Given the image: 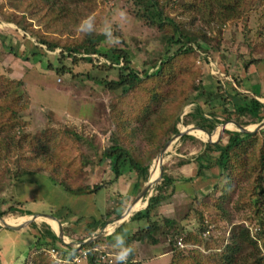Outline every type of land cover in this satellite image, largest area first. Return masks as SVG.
I'll list each match as a JSON object with an SVG mask.
<instances>
[{
  "label": "rangeland",
  "instance_id": "obj_1",
  "mask_svg": "<svg viewBox=\"0 0 264 264\" xmlns=\"http://www.w3.org/2000/svg\"><path fill=\"white\" fill-rule=\"evenodd\" d=\"M181 2L175 0L171 7H166L164 13L182 22L183 32H204L208 37L206 50L209 61L205 62L195 49L182 60L168 65L162 77L148 80L122 96L119 92L102 88L86 76L88 73L93 76L94 65L104 59L91 53L88 56L94 65L84 62L80 58L86 56L82 47L123 48L130 56L131 68L150 71L151 63L157 62L158 56L166 49L162 35L170 34L168 25L160 31L146 19L137 17L134 0H0V211H5L11 198H17L24 202L22 207L32 214L47 213L54 216L69 236L72 234L79 238L80 231L93 227L97 230L90 235L100 229L109 235L121 225L114 237H125L141 224L128 221L131 214L121 223L113 221L116 218L113 216L100 225V217L106 211L122 207L123 212L133 199L128 196L129 181L101 187L113 177L106 164L99 162L101 149L110 144V137L116 139L141 164L153 157L148 163L147 177L153 178L151 166L161 150H156L160 138L177 115L180 117L186 109H190L189 102L192 99L201 104L203 98L197 96L201 89L213 90L217 78L233 85L230 75L237 73V77L241 78L240 92L264 96V0H251L247 11L219 28L203 22L198 14H194L191 21L190 13L193 10L188 12ZM120 12L126 13V17L121 19ZM89 15L95 17V30L85 35L77 30V26ZM106 23L111 24L114 36L119 38L118 44L106 42L103 33ZM48 45L54 47L50 49ZM64 46L75 48V54L80 58L75 64L62 50ZM31 53L39 54L42 61L34 62L21 57L22 54L29 57ZM250 57L263 60L244 70L241 65ZM46 64H50L51 69H47ZM62 65L69 70L56 73L54 68ZM226 67L229 70L227 74ZM106 76L108 80L115 79V71H107ZM154 87L158 90L152 95ZM258 101L264 104V97ZM211 112L218 117L224 113L221 107L212 108ZM220 124L213 129V133ZM177 127L180 130L186 126L179 122ZM192 132L196 134L188 135L206 140L202 133ZM260 142H253L251 146L255 150L252 151H258ZM172 144L174 146L169 155L163 157L162 166L164 163L171 164L167 172L174 179L188 178L193 165L173 166L179 153L174 149L178 147L177 140L166 151ZM188 153H194V149ZM156 162L158 175L159 159ZM26 169L32 172L22 175L18 180L14 179L15 173ZM203 173L210 179L194 178L191 185L187 186L175 179L173 196L152 211L155 215L166 214L179 220L189 211L187 217L177 225L176 230L182 234H179L180 238L189 232L194 233L198 226L196 215L190 209L200 210L205 220L210 218L208 209L212 202L209 191L216 182L212 179L217 175V168L211 167ZM240 179L242 183L237 189L230 190V204H224V213H212L217 224L216 234L227 235L231 230L232 224H228L227 218L232 219L233 224H242L247 229H251L256 222L253 219V206L246 196L247 181L243 176ZM219 180L221 183L222 179ZM60 182L70 187L98 184L99 188L88 193H71L65 191ZM180 187L190 189L188 194ZM191 195L199 203H195ZM140 202L135 201L134 205ZM144 205L145 201L135 210ZM223 215L226 219L222 220L220 217ZM1 217L10 222L18 216L5 212ZM32 222L36 228L28 224L27 229L16 231L19 236L14 243L11 237L15 231L0 230V253L6 264H21L23 260H27L26 264H33L39 260V257H34L35 253L30 258L28 254L35 246L37 227L47 221L44 217H37ZM52 222L57 228L56 222ZM165 229L161 226L153 233L157 239L155 244L147 240L131 243L135 249L131 260H141L142 264H168L169 238L164 235ZM5 233L9 235L6 241L3 240ZM209 247L202 246L204 250ZM111 249L115 251L113 247ZM40 251L44 254L40 264H58L49 256L47 248ZM68 254L66 252L63 255ZM110 264H116L114 257Z\"/></svg>",
  "mask_w": 264,
  "mask_h": 264
},
{
  "label": "trees",
  "instance_id": "obj_2",
  "mask_svg": "<svg viewBox=\"0 0 264 264\" xmlns=\"http://www.w3.org/2000/svg\"><path fill=\"white\" fill-rule=\"evenodd\" d=\"M250 1L192 0L189 3L186 0H182L181 4L188 12L193 10L190 13L191 21L194 19L193 15L198 14V18L203 22L211 23L214 27L217 25L219 28L220 25L247 11L250 7ZM173 3H175V0H162L161 2L159 0H134V4L137 6L135 12L137 17L146 19L160 31L163 30L165 25L170 27V34L162 35L166 49L162 55L158 56L157 62L154 61L151 63L150 71L145 68H142L140 71L131 68L129 66L130 56L123 48L110 47L108 49H100L92 46H83L82 52L86 56L80 58L84 62H89L94 65L91 57L88 56L91 53L97 54L104 59V61H100L99 64L94 65L95 74L93 76H90L89 73L86 76L90 77L102 88L111 92H119L122 96H126L131 90L139 88L146 81H153L156 78L162 77L164 69L168 65H173L176 61L182 60V58L191 54L195 49L201 54L200 57H203L204 61L208 62L207 57L209 55L206 50L208 37H206L204 32L201 30H186L183 32L181 31L182 22L164 13L166 7L169 8ZM48 47L52 49L54 45H48ZM62 50L66 52V56L71 58V63L75 64L80 59L75 54V48L64 46ZM60 55L65 57L62 53ZM21 57L25 60L32 59L34 62L42 61L41 56L37 53H31L29 57L26 54H22ZM262 60L260 58L250 57L246 62L242 63L241 68L246 70L251 64L256 66ZM45 66L47 69H51L50 64H46ZM54 70L56 73L61 74L69 69L62 65L54 68ZM109 70L115 71V79H107L106 73ZM228 71V67H226V74ZM236 74L230 75L233 85L230 82L223 83L217 78L216 86L213 90L201 89L197 94V96L203 98L201 104L196 99H192L189 102L190 109H186L180 117L177 115L174 118L171 126L165 130L162 139L160 138L156 150H160L163 143L179 131L177 127V123L179 122L182 126L196 125L210 132L218 124L228 119H234L242 126L256 124L261 121L264 118V104L258 101L257 98H263L264 96L240 92L238 89L241 87V78L237 77ZM157 90L158 88L154 87L152 95ZM215 107H221L223 109L224 113L222 117H218L215 113L211 112L212 108ZM228 125L233 124L228 123ZM194 131L202 133L206 137L200 130ZM224 137L225 139H223ZM254 141H261L257 152L251 146ZM263 143L264 128L252 134L240 133L236 129H224L220 139L214 143L200 140L193 135L184 134L180 136L177 139L178 147L174 148L179 153V156L175 157L176 160L172 164L175 167L193 165L192 176L181 179L182 182H189L193 177H201L204 174L203 172L211 167L217 168V175L212 179V181L215 180L216 182L214 181L215 184L212 185L209 191V197L212 202L211 207L208 209L210 218L205 220L200 210L190 209V212L196 215L198 226L194 233L191 234L189 232L183 235L184 238H180L179 236L182 234L176 230L177 225L182 219L187 217L189 211L180 220L174 216H158L152 212L157 205L170 198L174 192L173 181L177 178L174 179L167 172L171 164L165 165L164 163L160 178L141 198L142 202L145 201V206L133 211L128 219V221H136L141 224L137 225L124 237L126 242L131 245V243L136 241L147 240L149 243L155 244L157 239L153 236V233L161 226H164L166 228L164 235L169 238L167 242L168 264H264V254H261L259 251L255 240V236L256 238L262 239L264 233ZM173 146L174 144L163 154L164 158L169 155ZM190 149H194V153H188ZM252 149L254 150L252 151ZM152 158H148L147 163L141 164L134 159L132 154L124 146L117 143L116 139L110 137V144L101 149L99 162L106 164L113 177L109 181L104 182V185L101 187H107L118 178H122L124 180L123 182L129 181V198L134 197L147 180L148 163ZM31 172V170L26 169L25 171L15 173L14 179L16 178L15 180H18L22 175ZM242 176L247 181V186L245 187V190L248 187L246 196H248L249 203L253 206V219L256 220L254 225L258 226V231L253 237L247 227L242 224H233L232 219H226L223 215L220 219H226L228 224H232V228L227 235H224V233L222 235L216 234L217 224L212 217V213H224V204H230V198L228 199L229 193H231L230 190L237 189V186L242 183L240 179ZM203 178L205 179V176ZM206 179L210 178L206 177ZM219 179H222L221 183ZM59 184L65 191L71 193H88L99 188L98 184L76 187H70L63 182ZM90 188H94V190H90ZM190 197L195 203H199V200L193 195ZM122 209V207H118L106 211L100 217V225H103L106 220L113 216L117 217L122 212ZM5 212H11L16 216H28L32 214L13 198H11L10 204L6 207L5 211H0V216ZM29 225L36 228L33 222L29 223ZM120 227L121 225L115 228L109 235H104L82 246L91 248L93 246L104 245L106 250H109L115 241L114 235L120 230ZM93 232H95L94 228L89 230L83 237H68L67 232L65 233V229L62 227L63 235L70 238V241L73 242H79ZM178 240L181 241V247L176 244ZM34 242L35 246L29 252L28 258H30L31 254L33 255L35 253L36 256L34 255V257H39V260L35 263L33 262V264H40V258L42 259L44 256L42 251H40L42 248L48 249L54 246L61 254L68 252L72 255L77 252L73 247H62L59 244L56 234L44 222L40 223V226L37 227ZM207 245L210 247L204 250L202 246L206 247ZM96 256L97 254L95 252H90L86 263L95 264ZM132 256L129 257L128 264H142L141 260L132 261ZM26 262L27 260L24 263L26 264Z\"/></svg>",
  "mask_w": 264,
  "mask_h": 264
},
{
  "label": "water",
  "instance_id": "obj_3",
  "mask_svg": "<svg viewBox=\"0 0 264 264\" xmlns=\"http://www.w3.org/2000/svg\"><path fill=\"white\" fill-rule=\"evenodd\" d=\"M258 100V99H257ZM228 123L233 124V126L236 128V130L240 133H254L256 131H258L259 129L264 127V119H262L259 123L255 124L254 126H252V128L247 129L245 126H242L240 123H238L236 120L233 119H229V120H225L224 122H222L219 125V129L213 133L212 131H207L206 129L196 126V125H190V126H186L183 127L182 129H180L176 134H174L169 140H167L161 150L158 153L157 158H159V171H158V175L156 178L149 180V178H147V180L145 181V183L142 185L141 189L139 190V192L133 197V199L130 201V203L126 206V208L124 209V211L116 218L113 219V221L115 222H123V220H125L126 218H128V216L131 214V212L124 218L122 219V216L124 213L128 212L129 208L131 207V205L135 202V201H140L142 196L144 195V193L149 190L160 178L162 172H163V154L164 152H166L167 148L169 147V145L177 140L180 136L184 135V134H192L191 131L193 130H200L201 132H203L206 135V141L210 142V143H214L217 142L220 139L221 134L223 133L224 129H226V125ZM212 136H214V139L212 140ZM90 190H94V188L90 189ZM37 217H44V218H49L52 219L56 222L57 224V231H56V237L58 239V241L64 246V247H71L70 242H67L64 239V235L62 233V225L60 223V221L58 219H56L54 216L47 214V213H34L31 214L29 216H27L26 219H24L21 223L19 224H10L7 223L1 216H0V227L9 229V230H19L22 229L23 227L27 226L30 222L34 221ZM119 223V224H120ZM119 226V225H118ZM105 234L103 233V229H100L96 234L90 235L87 238H85L84 240H81L78 242L79 245H84V244H89L90 242H92L93 240L99 239L100 237L104 236Z\"/></svg>",
  "mask_w": 264,
  "mask_h": 264
},
{
  "label": "built area",
  "instance_id": "obj_4",
  "mask_svg": "<svg viewBox=\"0 0 264 264\" xmlns=\"http://www.w3.org/2000/svg\"><path fill=\"white\" fill-rule=\"evenodd\" d=\"M250 234H254L258 231V226L254 225L249 229ZM256 238V237H255ZM68 242V241H67ZM256 242L261 254H264V233L262 239L256 238ZM71 247L75 248L77 252L75 254L63 255L61 254L56 247L52 246L47 249V253L52 257L58 264H87L88 254L90 252H95L97 254L95 258V264H110L112 262V257H114V251L110 248L106 250L104 245L93 246L91 248H85L82 245H79L78 242H70ZM178 246H182L181 241L176 242ZM66 248V247H65Z\"/></svg>",
  "mask_w": 264,
  "mask_h": 264
},
{
  "label": "clouds",
  "instance_id": "obj_5",
  "mask_svg": "<svg viewBox=\"0 0 264 264\" xmlns=\"http://www.w3.org/2000/svg\"><path fill=\"white\" fill-rule=\"evenodd\" d=\"M121 19L126 17V13L120 12ZM77 30L85 35L91 34L95 30V17L89 15L82 19L77 26ZM103 33L106 37V42L115 45L119 43V38L114 36L113 29L110 23H106L103 29ZM114 251V258L116 264H128L129 257L132 256L135 249L132 245L128 244L122 235L115 237V241L112 245Z\"/></svg>",
  "mask_w": 264,
  "mask_h": 264
},
{
  "label": "crops",
  "instance_id": "obj_6",
  "mask_svg": "<svg viewBox=\"0 0 264 264\" xmlns=\"http://www.w3.org/2000/svg\"><path fill=\"white\" fill-rule=\"evenodd\" d=\"M249 92H251V91L249 90ZM251 93H252V92H251ZM254 95H255V93H254ZM259 95H261V94H259ZM257 99H259V98H257ZM183 166H185V165H183ZM109 172H110V171H109ZM111 174H112V173H111ZM192 174H193V173H192V171L190 170L188 177H189V176L191 177ZM204 176L206 177V175L203 174L201 177H193L192 179H194V178H195L196 180H198L199 178L204 179V178H203ZM186 178H187V177H186ZM181 179H185V177H182V178L180 177L179 180H178L179 183H181V184H185V185H186V184H187V185H191V181H192V179H191L189 182H186V183L182 182ZM120 181H123V179H122V178H118L117 180H115L114 182H112V183L109 184V185H110V186H115L116 183H118V182H120ZM196 184H197V183H196ZM173 185H174V183H173ZM187 185H186V186H187ZM128 186L130 187L129 183H128ZM174 188H175V187H174ZM180 188H181V187H180ZM198 188H199V187H198ZM90 189H91V188H90ZM175 189H176V188H175ZM181 190H183L184 193L186 192V193L188 194V190H190V189H185V188L182 189V188H181ZM172 196H173V195H172ZM15 199H16L19 203H21V205L23 206V203H24V202H23L22 200H18L17 198H15ZM140 201H141V200H140ZM128 204H129V203H128ZM128 204H127V205H128ZM144 206H145V205H144ZM24 209H25V208H24ZM7 213H8V212H7ZM31 213H32V212H31ZM120 214H121V213H120ZM120 214H119V215H120ZM119 215H118V216H119ZM162 215H166V214H162ZM118 216H117V217H118ZM167 216H170V215H167ZM19 217H26V216H18V217H16V218L12 219V220H13V224H19V223L22 222V221H21V222L17 221V218H19ZM60 223H61V222H60ZM47 224L50 226V228H51V229L53 230V232L56 234V230L53 229L49 223H47ZM61 225H62V223H61ZM62 227L64 228L63 225H62ZM117 227H118V226H117ZM27 228H28V225L25 226V227H23L22 229L24 230V229H27ZM93 228H94L95 230H97L96 227H93ZM93 228H88V229H85V230H83V231H80V232L78 233V235L82 237V236L86 235V233H87L89 230L93 229ZM5 229H6V228L0 227V230H1V231L3 230V231H6V232H7V230H9V229H6V230H5ZM22 229H19V230H9V231H15V232L18 231V232H20ZM31 230H32V229H31ZM32 231L35 232L34 230H32ZM18 232L13 233V236L11 237V239L13 240V243L18 239V236H19V235H18ZM35 233H36V232H35ZM9 234H10V233H9ZM67 236H68V237H75L76 235H72V234H71V236H69V235H67ZM67 236H64V239L67 240V241H69V242H73V241H70V238H68ZM3 237H4L3 240L6 241V240L9 238V235H8L7 233H5ZM13 237H14V238H13ZM87 237H88V236H87ZM87 237H86V238H87ZM84 239H85V238H84ZM84 239H83V240H84ZM25 261H26V260H23V261L21 262V264H23ZM0 264H6V263L4 262V259H2V257H1V253H0Z\"/></svg>",
  "mask_w": 264,
  "mask_h": 264
},
{
  "label": "bare ground",
  "instance_id": "obj_7",
  "mask_svg": "<svg viewBox=\"0 0 264 264\" xmlns=\"http://www.w3.org/2000/svg\"><path fill=\"white\" fill-rule=\"evenodd\" d=\"M226 127L227 128H230V127H234V126H232V125H226ZM250 128H252V127H249V128H247V129H250ZM192 134H196L195 132H192ZM200 134H197V136H199ZM203 139H205V137H203L202 135H200ZM213 137V136H212ZM159 158H156L155 159V161H154V163L152 164V166L151 167H153V172H154V174H153V178L150 176L149 177V180H151V179H154V178H156L157 177V160H158ZM143 204V202H140L138 205H134V203L131 205V207L129 208V210H128V212H126V213H124L123 214V216H122V219H124L130 212H132L133 210H135V209H137L140 205H142ZM27 218V217H26ZM25 217L23 218V219H20V220H17V221H19V222H21V221H23L24 219H26ZM45 220L47 221V223L49 222V224H51L52 226V228L54 229L55 228V230L57 229L56 227H55V224H54V222H52V219H49V218H45ZM7 223H10V224H13V221H10V222H7Z\"/></svg>",
  "mask_w": 264,
  "mask_h": 264
}]
</instances>
